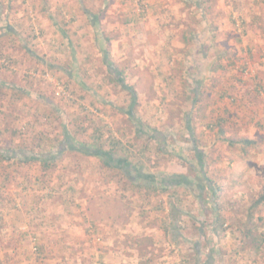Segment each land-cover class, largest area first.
<instances>
[{
	"label": "rangeland",
	"instance_id": "374dc122",
	"mask_svg": "<svg viewBox=\"0 0 264 264\" xmlns=\"http://www.w3.org/2000/svg\"><path fill=\"white\" fill-rule=\"evenodd\" d=\"M66 1L0 0V154L57 157L0 159V264H264V0ZM98 131L140 170L66 148Z\"/></svg>",
	"mask_w": 264,
	"mask_h": 264
},
{
	"label": "trees",
	"instance_id": "16d2710c",
	"mask_svg": "<svg viewBox=\"0 0 264 264\" xmlns=\"http://www.w3.org/2000/svg\"><path fill=\"white\" fill-rule=\"evenodd\" d=\"M95 25H97V23H95ZM106 42L107 41L105 40V43H104L105 46H106ZM102 52L104 55L105 62L109 65L111 75L115 74V77H116L115 80L118 81L120 83V85L127 86L126 88L132 92V96L134 97V105L132 106L131 110L128 112V115H129L130 119L132 121H134L135 120L134 108L136 106L135 102H137V100H139V96H138L135 88L132 86H129L127 84V78L125 77L124 73L120 72L115 64L109 62V57H110L109 50L105 47V49ZM50 68H56L57 70H59L58 67L52 66V65H50ZM138 125H139V129H140L139 134L141 136L147 137V138L149 137L150 140L151 139L154 140L155 138H157L159 140L158 142H156L157 150L159 152H166L167 151L166 149H164V147H162V145H160V143L164 145L165 139L163 140V138L159 137L158 135L154 137L155 133L157 132L155 129L152 132H150V131L147 132V128H145V126H144L145 124L144 125L138 124ZM221 133H222V130H221ZM93 138L94 139L92 142H94V146L88 145L87 148L84 149V146L79 148L76 145V142H78V141H76L74 139V137L67 135V140L65 142V145L68 144L69 150H72V151L82 150V151H84V154H86V155L97 156L100 159V161H102L104 163L105 168H107V169L108 168L109 169H120V171L122 172V175H124V176L127 174L125 171L128 170L129 168H131L132 170L133 169L138 170V171L140 170L136 166V164L133 165V163L130 161V158L127 157V154L132 153V151L130 149L132 147V145H125V144H123L122 141H120L119 139H115L113 136L107 137V141H105L103 143V145H100V142L102 141V139H104V135L100 131L94 132ZM57 142H58V144L62 143V141H60L59 139L57 140ZM241 144H243L244 146H250L253 144V142H251L249 140H242ZM106 145H108L109 148H106ZM40 147H41V144H40ZM66 148H67V145H66ZM88 148H91V150ZM195 148H196V146H195ZM63 149L64 148H62L59 151L58 155L62 154ZM19 155H21L23 158H17ZM46 156H47V158H45ZM0 159L5 161V162H7L9 160H12V161L16 160L17 162L22 163V164H24L26 162H31V161H39V162H41V164L48 167L51 165V163H53V162H55V160H57V157L54 155H51V154L45 155V154H38V153H32V155L28 156L27 153H25V152H22V154H21L17 151H12L8 155L7 154H0ZM203 163L204 162H200V164H198L199 165L198 171L201 170L200 167L202 165L204 167L205 163L204 164ZM141 166H142L141 169L147 168V167H145V165H141ZM202 175H203V177H201V181H204V179L207 180V185L206 184L205 185L208 188V192L210 193L209 195L210 196L213 195L214 192L216 194V195H214L216 198V199H214V203H215V201L217 199H219V196L217 194L219 191L221 192V188L219 187V185L217 184L215 179L210 178L207 175V173L205 174V171H204V174L201 173L200 176H202ZM206 176H207V178H206ZM152 179H153V177H152ZM181 179H183V177H179V180L185 184V182H183ZM194 181L192 179H190V181L188 183H191V182L193 183ZM160 183L162 186H159V187L157 185H151V186L145 185V186H138V187H140V188L142 187L143 189L144 188L145 189H151L154 191L167 192L169 190V188L171 189L174 187H178L180 184V182H178V180L174 177H171V179H161ZM186 185H188V184H186ZM263 203H264V192L261 193V195L256 200V202L251 206V208H250L251 214L256 209H258V207L260 205H262ZM217 212H219L218 207H217ZM250 218H252V216H250ZM225 226H226V222L223 221L222 218L220 217V215L218 214L215 218V234L223 233L225 231V229H224ZM253 234H254L253 229H250L246 232V235L248 238H250V240L252 239Z\"/></svg>",
	"mask_w": 264,
	"mask_h": 264
},
{
	"label": "crops",
	"instance_id": "0c3cea01",
	"mask_svg": "<svg viewBox=\"0 0 264 264\" xmlns=\"http://www.w3.org/2000/svg\"><path fill=\"white\" fill-rule=\"evenodd\" d=\"M65 1H66V0H65ZM68 1H69V0L66 1L67 4L65 3V5H64V3H63V6H68ZM59 5L62 6V3L59 4ZM78 5L80 6L79 3H78ZM60 9H61V8H60ZM53 10L55 11V9H53ZM48 14H49V16L51 17V16L54 14V12H53V11H52L51 13L48 12ZM63 14H64V16L66 17V14H67V13H66L65 11H64ZM70 14H71V13H70ZM71 15H72V14H71ZM73 19H74V18H73ZM59 30H60V32H61L63 35H65V36L67 35L65 30H63V29H62V31H61V29H59ZM69 43H70V45H71V42H70V41H69ZM56 67H58V68L60 69V66H56Z\"/></svg>",
	"mask_w": 264,
	"mask_h": 264
}]
</instances>
